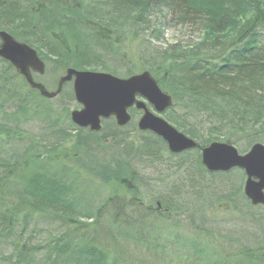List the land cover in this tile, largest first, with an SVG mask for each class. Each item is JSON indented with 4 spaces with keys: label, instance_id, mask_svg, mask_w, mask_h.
<instances>
[{
    "label": "trees",
    "instance_id": "16d2710c",
    "mask_svg": "<svg viewBox=\"0 0 264 264\" xmlns=\"http://www.w3.org/2000/svg\"><path fill=\"white\" fill-rule=\"evenodd\" d=\"M175 23L202 34L196 48L155 45ZM4 30L37 50L47 76L98 66L124 77L148 69L174 102L164 119L201 148L218 141L246 152L264 144V0H0ZM146 31L132 64L125 32L141 38ZM45 86L56 90L58 83ZM68 102H76L73 87L45 99L0 59V264H126L125 244L169 243L183 217L195 237H207V208L236 197L248 208L235 203L234 212L261 236L241 262L217 264H264V205L243 193L244 171L209 173L201 148L171 154L161 138L139 131V111L132 110L134 132L110 120L100 132L79 129ZM163 160L174 169L170 185L169 174L144 173ZM216 179L226 194L217 198L205 194ZM43 227L56 231L34 244L29 236ZM188 240L173 238L214 264L206 248L195 240L187 247Z\"/></svg>",
    "mask_w": 264,
    "mask_h": 264
},
{
    "label": "water",
    "instance_id": "95a60500",
    "mask_svg": "<svg viewBox=\"0 0 264 264\" xmlns=\"http://www.w3.org/2000/svg\"><path fill=\"white\" fill-rule=\"evenodd\" d=\"M0 58L11 63L26 83L48 100L59 97L63 88L74 82L73 92L81 110L71 112V122L79 129L90 128L92 132H100L103 128L102 120L112 117L119 127L124 128L132 118L129 110L135 108L136 111L143 112L138 120V129L141 132H152L161 138L171 154L181 155L201 148L197 141L178 131L163 118L174 102L148 70L121 79L105 72L71 68L60 77L57 89L51 91L34 78V74H46V63L37 50L14 39L5 30L0 31ZM201 151V162L209 173H227L237 168L245 171L246 198L256 207L264 205V144L252 146L244 155L234 146L220 142L205 146Z\"/></svg>",
    "mask_w": 264,
    "mask_h": 264
},
{
    "label": "rangeland",
    "instance_id": "374dc122",
    "mask_svg": "<svg viewBox=\"0 0 264 264\" xmlns=\"http://www.w3.org/2000/svg\"><path fill=\"white\" fill-rule=\"evenodd\" d=\"M152 24L153 26L155 25L154 27L156 28L159 23H155L154 21ZM163 34H164V38H162L163 40L155 44L157 47H160L163 49H166L167 47L172 46V45L181 44L184 48L189 50L191 48H196L202 39L201 33L197 32L194 28H191L190 26H184L180 23H175L171 26H166ZM144 35L148 36L149 35L148 31H146L145 34H142L141 38L133 37V34L131 35L125 32V37H126L125 38L126 39L125 50L127 51L126 56L130 58V61L132 64L135 63V61L137 60V57L135 55H137L138 52L140 51L139 48L141 47V44L143 43L142 40L144 39ZM132 53H135V54L132 56ZM87 71H91V72L94 71V72H99V73L105 72V73H109L112 75V72L106 71L105 69H102L99 66L95 68L93 67L92 70H87ZM142 71L143 70L141 68H138L136 70L135 75L138 73H141ZM63 75L60 73L58 75L40 76L37 82L40 81L44 85L46 83H48L49 85L50 83L52 84L59 83L58 81L60 80V77ZM114 75L115 74H113V76ZM115 76L119 78H123V79L125 78L123 75L119 73L118 75H115ZM71 84L70 85L67 84V85L72 87ZM49 90L55 91L53 87H50ZM51 104H53L55 108H60L61 101L53 100ZM67 108H69L70 112H72L73 110H81V106L76 102L74 103L68 102ZM151 110L153 109L151 108ZM153 112L154 114H157L155 110H153ZM141 115L142 113L140 114V116ZM140 116L138 117V119L135 120V122L138 123ZM85 129L90 130V128H85ZM33 132L37 133L38 129L37 128L33 129ZM145 133H148V132H145ZM133 139H135V135L133 136ZM215 142H218V141H214V143ZM234 147L237 148V150H239L241 154H246L248 152V151L245 152V149L242 148L243 146L242 147L234 146ZM163 163L165 165H161L160 167L158 166L149 167V168L146 167L144 173L147 176H152V178H156L157 176L161 178L162 177L161 173H164V175L169 174L171 175V177H169V183H168L170 185L172 184V181L170 180L173 177V174L171 173H173L172 170L174 169H170L171 163L168 162L167 160H163ZM172 167H174V165H172ZM156 168H159L161 170L160 173L157 172L158 169L156 170ZM183 173L186 175L185 178L187 177V175L188 177L191 176L185 171H183ZM235 178L237 179V182H239L240 184L242 174L237 172ZM218 181L219 180L216 179V184L213 187H216V185L218 186L214 190L211 189L209 191V189H207L205 191L206 195L212 194V197L216 196V198L220 195H226L224 193L225 186L222 185V182H218ZM158 182H156V184ZM184 184H189V183L186 182ZM244 185H245V181H244L242 190L244 189ZM238 187L239 185H237L236 189H238ZM121 193H124V191L122 190ZM237 198L238 197H236V199L232 201L229 200V201L222 202L221 204L219 202L217 206L214 207L213 209L209 207L207 208V212L205 215L206 219L207 221H210L211 224L215 226L214 227L211 224H209V222H207L209 225L208 226L207 223L204 222L205 223L204 227H206L207 231H209L207 237L206 236L195 237L196 235L194 234L193 229L189 228V225H188L189 221L187 217L182 218L183 221L181 223L182 225L181 227L183 228V230L179 232H175L177 233L175 235H179L184 239L190 238V241L188 240L189 242L186 244L187 247H190L191 245L190 243L192 242L191 240H195L196 242H199L202 248L207 249L206 258L212 260V258L214 257L213 258L214 264H217L218 261L220 260L241 262V260H243V256H242L243 252H246V250H252V249L256 250L257 249L253 243H254L255 238H258V236H261V235L256 225H253L249 220H247V218H244V217L242 218L240 215L234 212L233 205H235V203L237 204L238 208L241 205H243L244 208L246 209L248 208V205L244 200L241 201L240 199H237ZM149 199L151 198L150 197L147 198L148 202H150ZM240 201H241V204H240ZM147 204H150V203H147ZM259 212L260 213L262 212V214L264 215V207L259 209ZM167 227L168 226H165V228ZM46 231H51L53 233V231H56V230L54 228L50 230L47 228L44 229V227L39 228L38 234L34 233L31 236H29L31 237L30 240L31 241L33 240L34 244L36 242L40 244L46 243V241L43 240V239H46V237L49 235ZM39 234H41V237L39 236ZM175 235H172L169 237V239H171L169 243L167 242L163 243L162 241L160 242V244L156 243L154 246H151V247L142 248L141 246H136L137 244H134V243L128 244V245L125 244V247L123 250L126 251L125 252L126 255H124V257L127 260L126 264H205V262L203 261L204 256L199 257L198 258L199 260H198L196 256H194L193 254H190L188 250L186 251L185 249L184 250L180 249L181 245L179 241H176V243L173 242V238ZM176 244H177V247L175 249L174 246H176Z\"/></svg>",
    "mask_w": 264,
    "mask_h": 264
},
{
    "label": "flooded vegetation",
    "instance_id": "af4514ba",
    "mask_svg": "<svg viewBox=\"0 0 264 264\" xmlns=\"http://www.w3.org/2000/svg\"><path fill=\"white\" fill-rule=\"evenodd\" d=\"M125 78H129V76H125ZM125 78H124V79H125ZM71 83H72L71 85H72V87H73V83H74V82H71ZM69 85H70V84H69ZM132 110H135V108H133V109L131 108V109L129 110L132 118H131L130 123H129L127 126H131V125H132V130H133V132H134V122H133V111H132ZM141 113L143 114V112L140 111V114H141ZM141 116H142V115H141ZM105 120L114 121V122L116 123V120H115V118H113V117H112V118H109V119H105ZM105 120H102V122H101L102 125H103V122H105ZM117 125H118V124H117ZM127 126H126V127H127ZM126 127H124V128H126ZM216 174H220V173H216Z\"/></svg>",
    "mask_w": 264,
    "mask_h": 264
},
{
    "label": "bare ground",
    "instance_id": "6f19581e",
    "mask_svg": "<svg viewBox=\"0 0 264 264\" xmlns=\"http://www.w3.org/2000/svg\"><path fill=\"white\" fill-rule=\"evenodd\" d=\"M147 70L148 69H146V70H143L141 73H143V72H147ZM149 71V70H148ZM47 73V72H46ZM138 74H140V73H138ZM152 74V73H151ZM46 75V74H45ZM113 75V74H112ZM132 76H135V74L134 75H130L129 77H132ZM153 76V75H152ZM154 77V76H153ZM121 79H123V78H121ZM156 79V78H155ZM158 83V82H157ZM159 85V84H158ZM160 87V86H159ZM162 89V88H161ZM163 90V89H162ZM167 94V93H166ZM174 104V103H173Z\"/></svg>",
    "mask_w": 264,
    "mask_h": 264
}]
</instances>
